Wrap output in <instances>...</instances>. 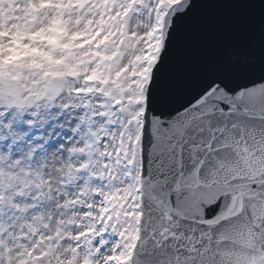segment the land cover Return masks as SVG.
Segmentation results:
<instances>
[{
  "label": "rangeland",
  "instance_id": "obj_1",
  "mask_svg": "<svg viewBox=\"0 0 264 264\" xmlns=\"http://www.w3.org/2000/svg\"><path fill=\"white\" fill-rule=\"evenodd\" d=\"M175 1L162 0L167 6ZM105 4L112 10L100 15L89 0H0V264H107L117 256L118 245L111 239L86 237L104 198L112 194L104 154L113 152L117 131L114 124L112 137L106 143L100 138L111 124L107 114L112 110L103 93H96L101 70L96 58L102 48L104 56L118 51L117 67L134 75V56L146 48L158 0ZM98 40L105 46L96 54ZM4 78L18 82L17 92L5 91ZM88 79L97 85L87 86ZM136 81L143 83L140 76ZM53 87L56 102L50 93L45 97ZM138 116L130 110L123 132L122 167L134 181ZM95 143L100 149L93 157L98 154L101 164L94 167ZM125 223L121 216L115 230ZM104 242L109 243L103 247Z\"/></svg>",
  "mask_w": 264,
  "mask_h": 264
},
{
  "label": "water",
  "instance_id": "obj_2",
  "mask_svg": "<svg viewBox=\"0 0 264 264\" xmlns=\"http://www.w3.org/2000/svg\"><path fill=\"white\" fill-rule=\"evenodd\" d=\"M252 24L249 23L248 33H242L240 25H246L242 20H233L228 26V36H215L219 29L214 28L205 34L204 40L210 39L209 52H216L228 44V50L222 55L224 62L221 64L217 74L211 78L206 71H202L195 79L189 74H180L174 79L172 96L159 88L153 90L152 110L161 113L166 118L179 116L178 136H175L169 145V150L176 158L173 161L174 168L182 169L188 160L196 161L193 153H204L199 151L200 139L198 132L205 129L209 124L207 114L223 127L222 134L227 132V126L223 123L224 110H231V105L237 103V95H227L225 101L228 107L218 109L211 103H204L205 93L215 85L218 89H226L230 93H236L244 88H249L264 82V0H252ZM226 30H221L224 35ZM204 70H206L204 68ZM205 76V80L202 77ZM200 79H199V78ZM242 105L250 109H256L253 104H248L242 99ZM242 118V117H240ZM250 116L246 115L245 120ZM242 120V119H241ZM264 153V150L261 151ZM204 156L201 157V160ZM148 228V226H147ZM169 232V236L159 232V237L165 239L182 236L185 232L183 226L170 224L163 228ZM157 233L158 230H153ZM167 232V233H168ZM238 246V244H237ZM215 260V258H214ZM232 260V259H231ZM231 264H238L230 261Z\"/></svg>",
  "mask_w": 264,
  "mask_h": 264
},
{
  "label": "bare ground",
  "instance_id": "obj_3",
  "mask_svg": "<svg viewBox=\"0 0 264 264\" xmlns=\"http://www.w3.org/2000/svg\"><path fill=\"white\" fill-rule=\"evenodd\" d=\"M248 7H250V4H248Z\"/></svg>",
  "mask_w": 264,
  "mask_h": 264
}]
</instances>
